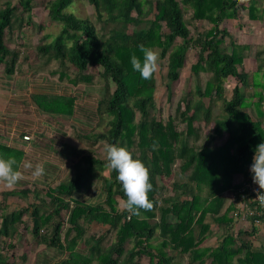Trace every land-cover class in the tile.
<instances>
[{
	"label": "trees",
	"instance_id": "16d2710c",
	"mask_svg": "<svg viewBox=\"0 0 264 264\" xmlns=\"http://www.w3.org/2000/svg\"><path fill=\"white\" fill-rule=\"evenodd\" d=\"M76 1H87L98 22L112 25L107 34L90 17L81 19L66 11ZM248 1L250 20H261L264 10L260 12L258 0ZM41 4L51 22L62 28L56 36L43 35L36 48L38 59L44 66L56 62L58 68L51 73L71 85L91 83V67L99 69L104 81L106 93L97 113L109 118L108 131L75 136L91 151L100 143L118 144L141 159L150 169L149 198L154 208L141 209L139 215L118 208V198L127 199L118 172L110 169L109 177L99 176V171L107 169V160L88 153L75 164L74 178L48 185L45 197L36 188L1 193L4 200L32 195L33 201L12 212L0 203V264H17L12 250L22 236L25 215L30 218L27 232L36 247L65 254L55 264H143L145 258L147 264H264V234L253 218L247 227H237L235 203L225 208L227 192H236L252 178L256 146L264 143V84L255 80L258 72L239 70L252 47L238 43L221 28L225 20L238 18L239 7H245L240 0H42ZM37 5L34 0H6L0 8V69L6 75L18 72L22 54L28 59L20 48L9 49L8 34L14 31L16 20L18 31L31 24ZM183 8L191 11L189 20ZM191 21H207L212 26L194 35ZM130 25L137 27L132 33ZM140 44L159 53L169 84L179 79L189 49L198 50L191 71L210 77L203 89L198 85L196 98L185 103L182 112L178 105L186 130L178 129L175 118L158 119L156 74L143 80L131 65L133 54L143 60ZM262 55L257 51V57ZM229 78L236 84L227 98L224 84ZM252 87L259 89L250 95L255 100H249L250 92L242 89ZM30 99L39 111L55 119L72 118L76 111L75 96L36 92ZM204 99H209L207 105ZM220 101L222 113L214 117L213 107ZM196 123L212 124L209 141L201 140ZM0 154L14 156L19 165L23 157V152L3 144ZM96 179L102 184L98 201H82L79 196L92 189ZM94 223L107 230L87 237ZM113 233V243L104 246L107 235ZM214 236L217 245H205ZM81 243L83 251L78 250ZM21 259L27 261V254Z\"/></svg>",
	"mask_w": 264,
	"mask_h": 264
},
{
	"label": "rangeland",
	"instance_id": "374dc122",
	"mask_svg": "<svg viewBox=\"0 0 264 264\" xmlns=\"http://www.w3.org/2000/svg\"><path fill=\"white\" fill-rule=\"evenodd\" d=\"M6 0H0V8L3 2ZM38 5L34 8L32 13V23L26 25L22 31H18L17 25L18 21L14 22V31L8 34L7 46L10 50H14L16 48H20L24 52H27L28 59H25L22 54L20 59V66L18 67V72L22 74H28L29 80L32 82L33 93H51V94H59L66 93L65 88L70 89V93L73 94L78 99V107L79 112H75L72 118H53L47 115H44L41 111H39L31 102L30 95L29 100H27L31 105L29 109H33L37 114L34 115L31 110V118L32 122L39 125L42 123H46L51 129L39 131V137L44 138L42 141L49 144L52 141L54 142V146H57V143L64 140H73L75 142V154H69L67 158L62 155V157H57V155L47 156L46 158H38L30 162L33 166L37 163L50 164L49 172L45 171V176L39 180L34 179L31 176V169H23L25 179L20 181L21 187L15 189H33L36 188L40 192L41 197H45V191L47 186H54L57 183L64 182L65 180L72 179L75 176L74 166L81 159L82 156L87 155L88 153L94 154L96 158L106 159V153L104 152L105 143H100L96 145L91 151L89 149L90 146L85 144L84 141L79 140L75 135H87V134H100L108 131V117H100L98 115V103L104 97L106 90L104 81L99 75V69L97 67H91L88 69V72L93 75V80L91 83L71 85L68 83L67 79L61 81L59 79V74H52L51 72L58 68V64L56 62H52L51 64L44 66L41 59H38L37 54V46L42 42L43 35L49 34L52 36H56L60 33L62 25L58 22H51L50 17L48 15V10L44 8L41 4L42 0H34ZM248 0H240V5L245 7H239V14L237 19H227L221 24V28L227 30L230 36L235 39L238 43L249 44L251 45V50L246 53V57L244 60V64L242 67H239V70H243L245 72H252L258 74L254 76L255 80L264 84V79L260 78V74L264 73V16L261 20L252 21L248 16ZM258 8L260 12L264 10V0H258ZM185 11V18L190 19L191 11L183 8ZM77 16L78 18L85 19L90 17L93 21L96 22L97 28L102 31V33L107 34V32L112 28L111 24H107L104 22H98L96 18V14L93 6H91L87 1H76L74 2L67 10ZM18 13V12H17ZM43 25L44 29L42 30L40 26ZM190 29L192 33L195 35L197 32H203L206 29L211 28L212 24L207 21L203 22H190ZM137 27L134 25H130L128 28V32L132 33L136 30ZM179 41V39H177ZM226 50H229V41L227 40ZM257 51H262L263 55L260 57L256 56ZM198 50L195 48L189 49L185 66L182 70H180V77L177 81L172 84H169L167 79V67L165 62H161L160 70L156 73L157 77V89L155 91V100H156V114L158 119H163L166 121L169 117L175 118V123L179 130H186L187 125L179 120L177 108L178 105L181 106L180 112L185 109V103H191L194 98H196L195 92L198 85L202 87V89L206 86L207 80L210 77V74L202 73L199 76L194 74L191 71V66L196 62ZM3 67L0 69V74L3 73ZM71 75L72 72H69ZM25 76V75H24ZM22 80L23 77H22ZM25 81V80H24ZM53 83V84H52ZM236 81L234 78H229L224 87L227 90L226 97L230 98L231 91L235 86ZM3 85V83H1ZM52 86V88H48ZM244 91L249 93V100H255L254 97L250 96L254 92H256L257 88L252 87L249 89L242 88ZM46 91V92H45ZM60 95V94H59ZM68 96V95H64ZM204 103L207 105L209 103V99H204ZM222 103L215 102L213 107L214 117L218 116L222 113ZM27 107V106H26ZM264 111V104H263ZM42 115V117H38ZM19 120V119H18ZM57 123V124H56ZM53 125V127H52ZM51 126V127H50ZM196 127L199 129L201 134V140L208 141L211 137V128L212 124L205 123H196ZM57 132H61L63 137L58 136ZM37 138V137H36ZM35 138V139H36ZM192 137H188V144L192 145ZM200 141V142H202ZM214 144V142H212ZM72 147V146H71ZM80 150V151H79ZM78 151V152H77ZM77 152V153H76ZM57 157V158H56ZM50 158V159H49ZM56 158V159H55ZM62 160H60V159ZM48 159V161H44ZM253 163V161H252ZM252 165V164H251ZM251 167V166H250ZM99 176L109 177L110 169H104L103 171H99L97 173ZM160 181V180H159ZM169 182V181H167ZM101 181L100 179H96L93 188L90 190H85L79 198L84 202H97L99 199V193L101 192ZM4 191V187H0V203H5L8 212H12L15 210H19L22 207H27L32 203L33 198L31 197L27 199H21L20 197H8L6 200L3 199L1 193ZM119 204L121 199L118 198ZM119 208V205H118ZM24 225L21 228V238L16 242V248L12 250V253L15 254L14 261L17 264H55L63 257L65 254L61 250H57L54 248H44L42 246L36 247L31 242V236L27 232V226L30 225L29 216L24 217ZM242 227V225H241ZM215 232H217L216 226ZM87 237L90 235H100L101 233L107 230L106 226L100 224H92L88 229ZM115 239V234H108L104 241V246H108L113 243ZM214 242V241H213ZM212 245V242L209 243ZM84 243L79 245L78 250L83 251ZM11 253V252H10ZM23 253L27 254V261L22 262L21 256ZM143 264H147V258L142 259Z\"/></svg>",
	"mask_w": 264,
	"mask_h": 264
},
{
	"label": "clouds",
	"instance_id": "9594fccd",
	"mask_svg": "<svg viewBox=\"0 0 264 264\" xmlns=\"http://www.w3.org/2000/svg\"><path fill=\"white\" fill-rule=\"evenodd\" d=\"M143 60L141 61L135 54L131 56V65L134 71L138 72L143 80H151L154 74L160 70L159 53L143 44L138 45ZM264 79V73L260 74ZM156 143L153 142V150H156ZM106 153V167L118 172L117 179L123 186V192L126 200H121L119 208L127 211L131 215H139L141 209L151 211L154 208V202L149 198V192L153 185L150 182V169L139 158H133V153L126 146L118 144L104 145ZM23 169H31V176L34 179H41L45 176V166L43 163H37L33 166L30 162H24ZM253 174L252 179L260 189L264 190V143L256 146L253 163L250 167ZM25 179L21 165L18 164L14 156L0 154V184L9 188L14 187L20 181ZM261 207H264V193L257 192V198Z\"/></svg>",
	"mask_w": 264,
	"mask_h": 264
},
{
	"label": "crops",
	"instance_id": "0c3cea01",
	"mask_svg": "<svg viewBox=\"0 0 264 264\" xmlns=\"http://www.w3.org/2000/svg\"><path fill=\"white\" fill-rule=\"evenodd\" d=\"M24 75L22 76V74L19 72H16L13 75H6L4 72L0 74V144L7 145L14 150L23 152V157L21 158L20 163L21 170L24 162H33V160L38 158H46L47 156L51 155H57V157H62V155H64V157L67 158L69 154H75L74 152L77 149H75L77 146H75L76 144L73 140L60 141L57 143V146H54L53 141L48 144L47 141H42L44 138L39 137L40 133L38 132L42 131L40 125H42L44 131L51 128H49L46 123L39 125L38 123L35 124L32 122L33 118L30 116L31 110L33 111L34 115L37 113L34 112L32 108L29 109L31 104L27 100H29L28 97L33 93L34 90L32 89V82L29 80V75ZM22 77L25 81L22 80ZM1 83H3V85H1ZM48 88H52V86L50 87L49 85ZM65 90L67 91L66 93L64 92L59 94L74 96L70 93L69 88L66 87ZM78 105L79 103L77 99L75 112H79ZM38 117H42V115H39ZM57 133L59 134L58 136L61 138L63 137L61 132ZM24 136H28L30 139L24 140ZM44 161H48V159H45ZM49 165L50 164H46L44 162L46 172H49L50 170ZM238 178L239 176L236 178L235 183ZM0 187H4V190H13L15 188H20L21 183L19 182L12 188H9L3 184H0ZM226 196H228L229 200L226 202L225 208L229 205L231 199L230 193L227 192ZM241 225L244 226L242 223L238 222L236 226L241 227ZM214 227L215 226H213V228ZM216 228L218 231L217 226ZM259 229L261 233L264 234V227ZM217 240L218 238L214 236L210 238L205 243V245L210 246L209 243L212 242V246H216Z\"/></svg>",
	"mask_w": 264,
	"mask_h": 264
},
{
	"label": "built area",
	"instance_id": "2783aa9c",
	"mask_svg": "<svg viewBox=\"0 0 264 264\" xmlns=\"http://www.w3.org/2000/svg\"><path fill=\"white\" fill-rule=\"evenodd\" d=\"M30 137L24 136V140H29ZM236 184H238L236 182ZM257 192L264 193L253 179L245 180L236 192H230V202H234L237 210L233 212L236 220L244 226L250 225V218H253V223L256 227H264V207L259 205L255 200Z\"/></svg>",
	"mask_w": 264,
	"mask_h": 264
}]
</instances>
